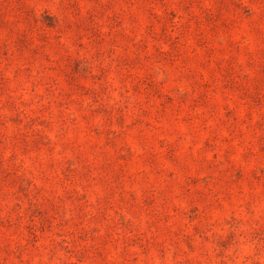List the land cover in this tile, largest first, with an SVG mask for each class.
<instances>
[{
  "label": "rangeland",
  "instance_id": "obj_1",
  "mask_svg": "<svg viewBox=\"0 0 264 264\" xmlns=\"http://www.w3.org/2000/svg\"><path fill=\"white\" fill-rule=\"evenodd\" d=\"M0 264H264V0H0Z\"/></svg>",
  "mask_w": 264,
  "mask_h": 264
}]
</instances>
